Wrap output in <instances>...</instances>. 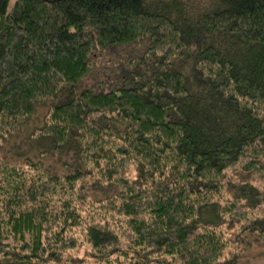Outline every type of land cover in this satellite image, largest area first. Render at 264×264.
<instances>
[{"label":"trees","instance_id":"1","mask_svg":"<svg viewBox=\"0 0 264 264\" xmlns=\"http://www.w3.org/2000/svg\"><path fill=\"white\" fill-rule=\"evenodd\" d=\"M251 231L264 0H0V264H234Z\"/></svg>","mask_w":264,"mask_h":264},{"label":"rangeland","instance_id":"2","mask_svg":"<svg viewBox=\"0 0 264 264\" xmlns=\"http://www.w3.org/2000/svg\"><path fill=\"white\" fill-rule=\"evenodd\" d=\"M49 102L50 100L45 101V104H42L38 108L36 113L38 116L45 111ZM237 248H239V252H236ZM83 251L84 250L75 252V261L78 262L82 260V264H91L88 260H83L85 258L89 259V253H83ZM231 254L234 255L231 257V262L234 264H264V236H259L254 231H251V233H248L241 243L234 247Z\"/></svg>","mask_w":264,"mask_h":264}]
</instances>
